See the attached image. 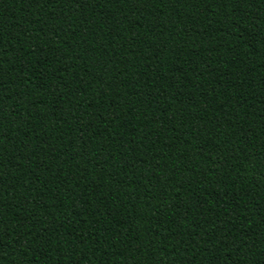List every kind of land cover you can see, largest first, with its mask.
Instances as JSON below:
<instances>
[{
    "label": "trees",
    "instance_id": "1",
    "mask_svg": "<svg viewBox=\"0 0 264 264\" xmlns=\"http://www.w3.org/2000/svg\"><path fill=\"white\" fill-rule=\"evenodd\" d=\"M0 264H264V0H0Z\"/></svg>",
    "mask_w": 264,
    "mask_h": 264
}]
</instances>
